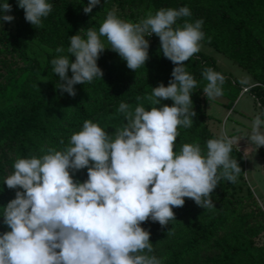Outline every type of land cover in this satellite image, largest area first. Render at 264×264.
<instances>
[{
    "label": "clouds",
    "instance_id": "1",
    "mask_svg": "<svg viewBox=\"0 0 264 264\" xmlns=\"http://www.w3.org/2000/svg\"><path fill=\"white\" fill-rule=\"evenodd\" d=\"M100 2L89 0L84 13H91ZM18 7L36 27L42 26V18L53 9L47 0H18ZM11 11L7 0L0 4V19L13 21L14 17L2 15ZM191 15L186 6L161 8L132 23L109 11L98 31L89 28L86 38L78 34L70 38L67 53L75 62L67 55L51 61L62 82L58 88L73 97L74 85L103 76L97 66L106 49L102 37L135 71L149 58L145 37L155 34L163 56L176 67L169 86L161 83L151 88V94L137 96L134 110L127 103L119 104L118 112L126 123L114 134L85 120L63 150L48 148L40 158L15 161L14 172L4 181L16 192L2 212L10 231L0 235V264H162L150 255V232L141 224L151 220L162 227L168 225L175 220L172 209L183 207L184 198L204 209L213 208L211 194L218 182H237L241 168L230 156L238 143L236 136L224 132L209 139L206 153L198 143H185L178 153L174 151L178 128L192 127L196 115L191 93L197 81L184 62L201 50L204 21L185 20L176 26L179 19ZM63 51L62 47L56 49L57 53ZM202 76L207 81L204 96L208 100L221 97L224 75L207 67ZM162 100L174 104L157 107ZM144 101L153 105L150 110L145 109ZM261 115L264 113L253 119L248 135L253 150L264 147ZM82 169H87V180L74 181L72 173Z\"/></svg>",
    "mask_w": 264,
    "mask_h": 264
},
{
    "label": "trees",
    "instance_id": "2",
    "mask_svg": "<svg viewBox=\"0 0 264 264\" xmlns=\"http://www.w3.org/2000/svg\"><path fill=\"white\" fill-rule=\"evenodd\" d=\"M6 0H0L3 4ZM53 5L51 13L36 27L25 20L18 0H7L12 11L2 13L14 17L11 29L0 32V235L10 231L3 223V208L15 198L16 190L8 189L5 179L14 172L18 158H40L48 148L63 150L73 133L82 130L85 120H91L109 135L126 121L118 112L121 102L132 110L137 96L151 94L161 83L169 86L176 65L165 58L159 37L149 39L148 60L133 71L118 53L105 41V50L97 60L102 78L91 83L74 85L76 95L70 96L58 87L60 78L53 72L51 61L67 53L70 38H86L89 28L99 30L106 12L115 7L120 11L131 8L149 9L155 14L161 8L188 7L194 22L203 19L205 39L201 43L230 60L243 70L252 84L246 86L220 72L212 58L198 52L184 62L186 71L197 81L191 100L193 125L180 126L175 142L177 153L183 144L198 143L206 153L209 139L218 138L209 131L204 106L207 81L202 72L210 67L224 75L222 97L234 100L242 87L264 113V0H101L91 13L83 9L89 0H47ZM1 20V19H0ZM175 27V26H174ZM210 38V40H209ZM62 47L64 51L57 53ZM11 57H14L12 60ZM68 77L72 72L69 69ZM146 110L153 105L143 102ZM171 100L160 105L173 106ZM61 141L64 143L61 144ZM42 149L44 151H42ZM264 162L263 153L257 149ZM231 158L236 159L241 173L236 183L221 179L211 194L213 208L204 209L190 198H184L183 207L173 208L175 220L166 226L151 220L141 224L150 232L153 252L162 264H264V241L254 239L264 232V204H257L249 187L241 180L243 159L233 145ZM264 169V164L262 165ZM76 182L87 180V169L72 173ZM239 181V182H238Z\"/></svg>",
    "mask_w": 264,
    "mask_h": 264
},
{
    "label": "rangeland",
    "instance_id": "3",
    "mask_svg": "<svg viewBox=\"0 0 264 264\" xmlns=\"http://www.w3.org/2000/svg\"><path fill=\"white\" fill-rule=\"evenodd\" d=\"M109 11L115 12L118 18L132 23L140 22L151 12L149 9L141 8L124 9L120 11L115 7H111L106 12L105 19ZM3 29H11V23L4 22L1 19L0 32ZM102 42L105 43L103 39ZM201 45V50L199 52L210 56L220 72L225 73L230 79H234L240 84L246 86L252 84L250 77L230 60L216 53L210 47L202 43ZM11 59L13 60L14 57H11ZM204 113L207 127L214 135L220 136L226 132L229 137L236 136L238 138V143L234 144V146L241 153L243 159L241 180L249 187L257 204H259L258 202L264 204V169L262 168L264 162L258 156L257 150H253L254 146L251 145L248 140L253 119L256 115L262 114L256 102L248 93H238L234 100H229L222 96L213 100L206 99ZM261 118L264 119V115H261ZM229 126L232 128L228 129ZM262 131H264V129H262ZM259 150L264 155V147H260ZM263 241L264 232L254 239V242L257 244Z\"/></svg>",
    "mask_w": 264,
    "mask_h": 264
},
{
    "label": "built area",
    "instance_id": "4",
    "mask_svg": "<svg viewBox=\"0 0 264 264\" xmlns=\"http://www.w3.org/2000/svg\"><path fill=\"white\" fill-rule=\"evenodd\" d=\"M151 36H146L147 39H149ZM247 87H242L239 91L240 94L245 93Z\"/></svg>",
    "mask_w": 264,
    "mask_h": 264
},
{
    "label": "crops",
    "instance_id": "5",
    "mask_svg": "<svg viewBox=\"0 0 264 264\" xmlns=\"http://www.w3.org/2000/svg\"><path fill=\"white\" fill-rule=\"evenodd\" d=\"M229 128L231 129L232 127H231V126H229V127H228V129H229ZM231 131H232V130H231Z\"/></svg>",
    "mask_w": 264,
    "mask_h": 264
}]
</instances>
